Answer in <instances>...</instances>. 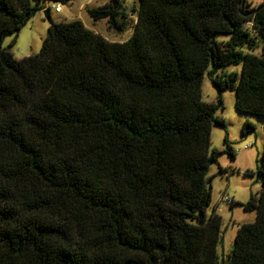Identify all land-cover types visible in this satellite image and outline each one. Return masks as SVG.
I'll return each mask as SVG.
<instances>
[{
	"label": "trees",
	"instance_id": "obj_1",
	"mask_svg": "<svg viewBox=\"0 0 264 264\" xmlns=\"http://www.w3.org/2000/svg\"><path fill=\"white\" fill-rule=\"evenodd\" d=\"M46 1L71 0H0V264H264V150L260 192L241 203L256 221L227 261L222 218L207 215L210 168L236 158L228 133L211 147L223 93L264 119V2L136 0L125 42L52 21L40 53L16 58L5 38ZM124 2L88 14L124 31ZM206 74L216 103L201 99Z\"/></svg>",
	"mask_w": 264,
	"mask_h": 264
},
{
	"label": "rangeland",
	"instance_id": "obj_2",
	"mask_svg": "<svg viewBox=\"0 0 264 264\" xmlns=\"http://www.w3.org/2000/svg\"><path fill=\"white\" fill-rule=\"evenodd\" d=\"M89 0H71L68 4H56V2H47L46 7L41 11V17L36 14L28 23L21 29L15 42V36H8L3 42V46L9 49L18 59L21 56V49L24 52H31L32 55L40 53L41 44L48 35V26L51 23L44 16V11L51 9V19L55 22L62 18V14H66L70 19H75L77 13L82 9L83 20L87 25L96 28L103 36L115 41H127L135 29L137 23V8L136 0H125L123 3L122 16L118 17L119 23L125 22L126 30L119 31L108 26L107 20L99 21L96 26H93V21L88 15V9L99 8L109 0H92L90 5H86ZM250 8L257 10L264 0H247ZM82 5H84L83 8ZM61 6L64 11L61 14L55 13V8ZM227 36L218 37L219 41L226 40ZM247 51V49H243ZM260 48L254 52L260 55ZM242 65L228 66L220 70V73H237L240 77L242 74ZM210 77L206 74L202 82V101L206 103H216L218 92L210 81ZM236 93L234 91H226L223 93L224 109L217 113V117L223 119L226 123V128L215 125L212 129V149L223 151L225 149V137L228 133V138L232 149L236 153L235 160H232L228 153H223L219 156V161L214 164L209 171V176L212 180V205L207 210V215L212 216L213 213H218L222 218L221 233L223 241L218 246L220 259L227 261L235 249V242L239 226L252 224L256 221V211H245L242 204H246L251 196L259 194L261 185L257 181L255 174L258 170L264 150V119L257 116L245 115L236 110L235 106ZM246 123H251L256 127V130L251 131L247 136H244L243 130ZM220 169L224 172L220 173ZM226 196L232 199L235 204L223 202L222 197Z\"/></svg>",
	"mask_w": 264,
	"mask_h": 264
},
{
	"label": "crops",
	"instance_id": "obj_3",
	"mask_svg": "<svg viewBox=\"0 0 264 264\" xmlns=\"http://www.w3.org/2000/svg\"><path fill=\"white\" fill-rule=\"evenodd\" d=\"M110 1V0H109ZM108 1V2H109ZM47 2H51V1H46V3L45 4H47ZM108 2H106V3H108ZM92 3V0H89V1H87V3H86V5L88 4V5H90ZM46 6V5H45ZM84 7V5H82V7L81 8H83ZM93 9H96V8H93ZM90 10H92V9H88V12L90 11ZM64 11L62 10L61 12H59V13H57V14H61V13H63ZM42 12H37V14H39V16L41 17V14ZM82 13H84V11L81 9L78 13H77V15H76V17H75V19H70V18H68L69 16H67L65 13L64 14H62V18L60 19V20H56L55 21V23H60V22H62V21H74V20H81L86 26H87V28H89L90 30H92V31H94V32H96V33H99V34H101L98 30H96V28H92L91 26H89V25H87V23H85V21L83 20V16H82ZM89 15V14H88ZM90 17V16H89ZM52 20V19H51ZM92 20V19H91ZM53 21V20H52ZM99 22V21H98ZM98 22H93V26H96V24L98 23ZM48 27L50 26V25H47ZM47 27V28H48ZM101 35H103V34H101ZM104 37V36H103ZM105 38L106 39H108L109 41H115V40H113V39H109L108 37H106L105 36ZM32 54H31V52H24V50H22L21 49V56L23 57V58H25V57H28V56H31ZM17 58V57H16ZM22 58V59H23Z\"/></svg>",
	"mask_w": 264,
	"mask_h": 264
},
{
	"label": "built area",
	"instance_id": "obj_4",
	"mask_svg": "<svg viewBox=\"0 0 264 264\" xmlns=\"http://www.w3.org/2000/svg\"><path fill=\"white\" fill-rule=\"evenodd\" d=\"M55 13H59V12H61L62 11V8H61V6H57L56 8H55ZM247 25L250 27L251 26V24L249 23H247ZM222 201L223 202H226V203H228V204H232L233 203V200L232 199H230L229 197H226V196H223L222 197Z\"/></svg>",
	"mask_w": 264,
	"mask_h": 264
},
{
	"label": "water",
	"instance_id": "obj_5",
	"mask_svg": "<svg viewBox=\"0 0 264 264\" xmlns=\"http://www.w3.org/2000/svg\"><path fill=\"white\" fill-rule=\"evenodd\" d=\"M51 11V9L49 8V9H47L46 11H44V16L46 17V19L50 22V23H52V20H51V18L48 16V12H50Z\"/></svg>",
	"mask_w": 264,
	"mask_h": 264
}]
</instances>
